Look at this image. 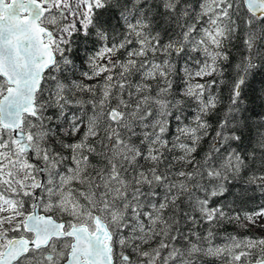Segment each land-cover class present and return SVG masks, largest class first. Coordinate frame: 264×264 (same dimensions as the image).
<instances>
[{
  "label": "snow or ice",
  "instance_id": "snow-or-ice-1",
  "mask_svg": "<svg viewBox=\"0 0 264 264\" xmlns=\"http://www.w3.org/2000/svg\"><path fill=\"white\" fill-rule=\"evenodd\" d=\"M257 77L264 0H0V264H264V238L213 231L241 220L213 202L249 159Z\"/></svg>",
  "mask_w": 264,
  "mask_h": 264
},
{
  "label": "trees",
  "instance_id": "trees-1",
  "mask_svg": "<svg viewBox=\"0 0 264 264\" xmlns=\"http://www.w3.org/2000/svg\"><path fill=\"white\" fill-rule=\"evenodd\" d=\"M166 39V38H165ZM228 50V49H226ZM231 54V65L226 69L225 73V81L227 82L230 79L232 71L234 70L235 63H238L241 59L240 55V44L236 42L230 49ZM211 79V77L207 78ZM217 79H220L217 77ZM261 77H257V82L254 87L257 89L255 94H249V100L247 103V107L249 111L245 113V116L248 118V126L243 131L242 142L239 145H233L237 147V150L242 152L245 156H248L249 159L242 169L239 176H236L231 179L229 187V193L226 194L222 198H218L213 202V206L216 204L225 206V211L229 212L230 215H239L241 217L240 221H222L220 222L214 229L215 233V243L221 244L224 242V237L229 235H236L238 237H252V238H264V223L261 218H257L255 223H249L244 220V214L255 212L259 210L261 207H264V181L259 179H255V182H250L256 177L264 176V149L259 147V140L261 134H264V94L261 93L260 89L264 88V84H262ZM86 83H96L93 81H85ZM196 81H193L195 83ZM204 82V81H200ZM155 85V82H153ZM182 83L179 81H174V95L179 98V90L182 87ZM227 89H224L223 92V100L220 108L211 113L206 119L209 124L212 125V129L214 130L216 127V123L220 116L222 115V107L227 104ZM84 99H88L89 96L87 94L84 95ZM185 116H190L191 107L185 106ZM187 122V121H185ZM170 131L167 134V139L173 140L175 129H176V121L174 118H171ZM84 129L81 130V134ZM214 134V131L213 133ZM79 137H63L62 135L58 137V139L63 140L64 142H73L75 139ZM98 139V138H97ZM211 135L205 138L200 145L198 152L196 153L197 160L202 159L203 155L207 152L210 147ZM95 142V141H93ZM57 150L60 149V145L57 143ZM68 154V153H65ZM172 155H180L179 152L169 154L168 158L171 160ZM255 157L253 160L252 157ZM175 168L183 170H191V166H184L179 163L174 165ZM243 193V196L241 194ZM26 200V208H29L31 203L28 198ZM30 210V208H29ZM242 225H247L246 227ZM191 227V225H188ZM207 224H202L198 227L200 232H205L208 229ZM201 264H223V261L217 257H201Z\"/></svg>",
  "mask_w": 264,
  "mask_h": 264
},
{
  "label": "rangeland",
  "instance_id": "rangeland-1",
  "mask_svg": "<svg viewBox=\"0 0 264 264\" xmlns=\"http://www.w3.org/2000/svg\"><path fill=\"white\" fill-rule=\"evenodd\" d=\"M67 219V218H66ZM262 222L264 223V218H261Z\"/></svg>",
  "mask_w": 264,
  "mask_h": 264
}]
</instances>
